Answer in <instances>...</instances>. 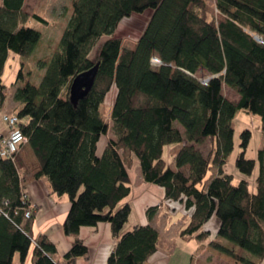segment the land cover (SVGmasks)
Returning <instances> with one entry per match:
<instances>
[{
    "label": "trees",
    "instance_id": "1",
    "mask_svg": "<svg viewBox=\"0 0 264 264\" xmlns=\"http://www.w3.org/2000/svg\"><path fill=\"white\" fill-rule=\"evenodd\" d=\"M214 1L217 18L207 12L206 0H72L59 49L49 61L35 62L33 74L27 60L41 33L27 26L25 0H1L0 110L6 101L4 68L9 55L17 56L20 66L11 86L18 129L40 166L35 178H45L51 194L68 197L70 209L62 227L74 240L63 263H57L55 245L44 236L32 238L35 209L20 178L29 170L16 153L0 159V264H14L16 254L24 264L30 249L32 264H75L88 253L77 237L80 229L99 224H108L116 240L106 264H148L158 251V231L151 225L124 230L131 213L128 168L133 158L142 181L164 189V199L188 213L180 238L206 243L235 264H261L264 0ZM146 12L150 16L134 46L125 47L115 36L120 24ZM31 18L45 23L37 15ZM104 36L107 40L91 59ZM153 57L159 66L151 64ZM96 63L100 65L91 91L73 106L72 80ZM223 86L237 94V102L224 97ZM112 90L108 123L103 106ZM238 110L259 118L262 139L256 159H246L251 132H241L235 161L241 177L236 181L224 167L234 147ZM103 136L107 143L98 156ZM207 141L211 147L204 155L199 147ZM170 146L176 149L168 164L163 154ZM256 167L255 190L250 191ZM211 169L214 175L206 182ZM158 208L146 211L150 220ZM213 219L218 228L209 239L204 226Z\"/></svg>",
    "mask_w": 264,
    "mask_h": 264
},
{
    "label": "rangeland",
    "instance_id": "2",
    "mask_svg": "<svg viewBox=\"0 0 264 264\" xmlns=\"http://www.w3.org/2000/svg\"><path fill=\"white\" fill-rule=\"evenodd\" d=\"M71 2L72 0H25L24 12L30 17L27 26L41 33V39L38 44V47L32 54L31 58L27 60V68L33 70V74H36L34 66L35 62L40 60L49 61L53 54L59 49V41L61 38V34L70 17ZM212 3L213 0H206V10L211 17L217 18L218 14ZM149 14L150 12H146L140 16L133 15L130 19L124 20L120 24L118 30L115 33V36L123 40V44L125 47L132 48L134 46L135 41L139 37L149 18ZM33 15L39 16L45 21V23H42L37 19H32L31 17ZM107 38L108 37L104 36L97 42L96 46L90 54L91 59H94L96 57L100 46L107 40ZM15 59V61L12 60V58L9 59L6 67V73L2 78L3 84L7 87L6 101L4 104L5 111L12 110L10 105L13 101L14 87H12L11 84L15 81L20 66L19 57L16 56ZM9 65H11V67ZM198 76L200 77L201 75ZM39 81V78L35 79L34 83L38 84ZM222 92L224 97L227 98L229 101L237 102V94L231 91L229 88L223 86ZM113 100L114 90L109 93L103 106L104 119L108 123H110V107L113 103ZM233 129L234 147L233 151L227 158L224 171L226 172V174L234 175L237 181L241 177L235 167L236 158L241 152V148L239 146L241 142L240 134L245 129H248L251 132V138L245 151V158L255 160L257 157V151L261 146L262 139L260 132V120L258 117L248 114L243 110H238L233 121ZM103 138L106 139L108 137L103 136ZM210 147L211 145L207 141L205 144L201 145L199 149L204 155H207L210 150ZM174 151L168 150V148L166 147L164 149L163 158L169 163L172 162L171 155L174 153ZM214 172V169H211L208 172L206 182H209V180L213 177ZM257 172L258 167H256V169L254 170L251 179H249L250 191L255 190L253 186V179L257 175ZM128 173L132 186L134 185L135 181L138 182L141 179L140 171L137 167V160H135L134 158L132 159V163L128 168ZM152 203L155 202H150L146 204L145 214L150 207L155 206ZM156 205L159 208L154 217L151 220L148 217L147 218L148 222H150V225L155 228L159 233V250L161 252H165L166 255L169 254L168 257L173 256L170 264H190L192 254H194V252H196L198 249L197 242L196 240H181V238L179 237L181 230L184 229L187 225L188 213H185L183 206H181L180 204L170 203L167 202L165 199L163 201L160 200ZM133 211L135 212V209ZM134 212H132V218H129V221L127 222L125 228L129 226L131 221H133ZM135 217L136 221H139L137 213ZM203 244L204 246L194 256L193 264L234 263V261L230 258L219 255L206 243ZM14 263L21 264L19 261V256L17 254L15 255Z\"/></svg>",
    "mask_w": 264,
    "mask_h": 264
},
{
    "label": "crops",
    "instance_id": "3",
    "mask_svg": "<svg viewBox=\"0 0 264 264\" xmlns=\"http://www.w3.org/2000/svg\"><path fill=\"white\" fill-rule=\"evenodd\" d=\"M212 4L214 6V0ZM10 58H12V60L14 61L16 60V57L9 55L4 68L3 76L6 73L7 63ZM9 66L11 67V65ZM10 106L12 109H10L11 111H5L4 106L0 110V131L4 130V125L1 122L2 113L15 114L14 111L18 107V104L12 101V104ZM106 143L107 138L100 139L97 145L96 152L98 156L102 155ZM167 148L171 151H174L176 149L175 146H170ZM18 155L24 165L29 170L20 178L23 192L26 194L27 200L32 209H35L33 223L30 230L31 236L33 239H36L40 236H44L50 242H52L56 247V254L53 257V260L57 263H63V257L69 250L74 240L73 237L66 236L64 234L62 227L63 222L70 209V202L68 200V197L66 195L58 197L56 195L51 194L47 180L45 178H35V174L39 172L40 166L36 158L34 157L32 151L28 147L27 143L23 144L20 147ZM171 156H173V154ZM167 163L171 164L172 162ZM132 188L133 189L131 196L130 198H128L127 201L131 206V213L129 218H132L131 214L132 212H134L133 210L135 209L134 219L133 221H131L130 224L128 223L129 226L124 229L125 231H130L133 227L137 225H150V222H148V218L145 214L146 204L150 202H155L152 204L156 205L160 200H164V189L158 186L146 184L142 181V179H140L138 182L135 181ZM136 213L138 214L139 221H136ZM217 228L218 222L215 219H213L211 222L204 226V231H207L211 234V237H209V239H213L215 237ZM77 237L87 246L88 253L85 257L78 259L75 264H106L107 258L111 254L113 247L116 244V240L112 237L110 226L108 224H99L98 226L93 228H81ZM181 240L185 239L181 238ZM196 242L198 249L196 252H194V254H192L190 264H193L194 256L204 246L203 243L200 244L198 243V241ZM218 254L222 255L220 253ZM168 255H166L165 252H161L158 248V251L153 254L148 260V264H170L173 256L168 257ZM32 261L33 254L32 249H30L24 264H32ZM261 264H264V259Z\"/></svg>",
    "mask_w": 264,
    "mask_h": 264
},
{
    "label": "built area",
    "instance_id": "4",
    "mask_svg": "<svg viewBox=\"0 0 264 264\" xmlns=\"http://www.w3.org/2000/svg\"><path fill=\"white\" fill-rule=\"evenodd\" d=\"M151 64L154 67L160 65V61L153 57ZM204 80L203 83H206ZM1 122L4 130L0 131V159L13 158L19 152L20 147L27 143L26 137L18 129L19 119L15 114H2ZM30 213L25 214V218H29Z\"/></svg>",
    "mask_w": 264,
    "mask_h": 264
},
{
    "label": "water",
    "instance_id": "5",
    "mask_svg": "<svg viewBox=\"0 0 264 264\" xmlns=\"http://www.w3.org/2000/svg\"><path fill=\"white\" fill-rule=\"evenodd\" d=\"M100 63H96L90 70L77 75L69 86V101L76 106L86 98L91 91L99 70Z\"/></svg>",
    "mask_w": 264,
    "mask_h": 264
}]
</instances>
